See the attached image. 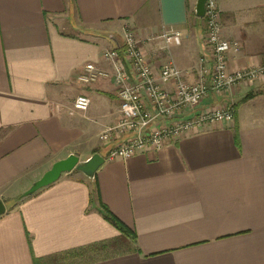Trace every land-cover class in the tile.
Masks as SVG:
<instances>
[{
    "label": "crops",
    "instance_id": "obj_1",
    "mask_svg": "<svg viewBox=\"0 0 264 264\" xmlns=\"http://www.w3.org/2000/svg\"><path fill=\"white\" fill-rule=\"evenodd\" d=\"M196 3L0 0V200L7 207L0 264H34V257L113 240L133 248L104 258L85 249L65 262L264 264V77L198 106L233 104L234 122L206 123L159 150L106 160L94 179L65 172L10 208L57 160L108 154L112 143L100 135L120 116L117 85L112 76L89 85L77 77L89 62L112 71L103 52L121 47L126 28L136 31L156 73L173 61L186 81L198 80L210 49ZM218 3L224 36L241 45L228 54L229 67L261 64L264 0ZM169 29L182 32L180 44L148 40ZM80 94L92 99L87 111L73 108ZM102 202L135 232L132 244L104 218Z\"/></svg>",
    "mask_w": 264,
    "mask_h": 264
},
{
    "label": "built area",
    "instance_id": "obj_2",
    "mask_svg": "<svg viewBox=\"0 0 264 264\" xmlns=\"http://www.w3.org/2000/svg\"><path fill=\"white\" fill-rule=\"evenodd\" d=\"M203 18L210 55L200 58L196 82L186 81L183 70L173 61L164 63L156 73L132 28H126L120 48L103 52L105 61L113 66L112 71L89 62L78 74V81L86 85L110 76L117 85L120 116L100 135L103 141L112 143L106 160L128 159L140 152L159 150L201 129L206 123L235 121L236 109L233 104L201 110H198V106L212 93L223 94L240 83H252L264 77V56L257 66L232 70L228 54L239 51L241 45L224 36L218 0L206 1ZM158 38L164 39L166 45H178L182 32L169 29L149 36L148 40ZM91 103L90 96L80 94L74 99L73 108L87 111Z\"/></svg>",
    "mask_w": 264,
    "mask_h": 264
},
{
    "label": "water",
    "instance_id": "obj_3",
    "mask_svg": "<svg viewBox=\"0 0 264 264\" xmlns=\"http://www.w3.org/2000/svg\"><path fill=\"white\" fill-rule=\"evenodd\" d=\"M207 0H197L195 13L198 17L203 18L205 15V7ZM106 156L95 152L91 157L81 160L78 155L71 153L67 157L57 160L53 163L40 178L36 179L31 186L22 194V198H26L35 194L38 190L54 183L65 172L77 170L84 173L87 177L94 179L100 167L105 163ZM7 211L6 204L0 200V215Z\"/></svg>",
    "mask_w": 264,
    "mask_h": 264
},
{
    "label": "trees",
    "instance_id": "obj_4",
    "mask_svg": "<svg viewBox=\"0 0 264 264\" xmlns=\"http://www.w3.org/2000/svg\"><path fill=\"white\" fill-rule=\"evenodd\" d=\"M22 199L23 198L21 195L18 196L14 200L13 205H11L10 208H12L18 201H21ZM100 207H101L100 208L101 213L104 216V218L121 231L122 236H124V238L126 239L125 240L123 238L122 239L123 242L127 241L126 243L132 244V242L136 240L135 232L132 229H130L122 220H120L118 216H116L106 204L102 202ZM116 243H118V241L116 240L105 241V242H100V243L95 244L96 247H84V248H80L74 251L63 252V253L51 255L48 257H36V258L34 257V264H66L65 261L68 259L67 257L71 255H77L78 253H80L81 251L85 249H90L93 251L94 249H98V250L106 249L107 247L113 246L112 244H116ZM132 248L133 247H129L130 250Z\"/></svg>",
    "mask_w": 264,
    "mask_h": 264
},
{
    "label": "rangeland",
    "instance_id": "obj_5",
    "mask_svg": "<svg viewBox=\"0 0 264 264\" xmlns=\"http://www.w3.org/2000/svg\"><path fill=\"white\" fill-rule=\"evenodd\" d=\"M112 245L113 246L107 247L106 249H100L99 252H97V254H96L97 258H104L106 256H110L112 254H116V253H118L121 250H127L129 248V247H116V244H112ZM67 258L69 259L71 257H67ZM78 259H82V258L79 257Z\"/></svg>",
    "mask_w": 264,
    "mask_h": 264
}]
</instances>
